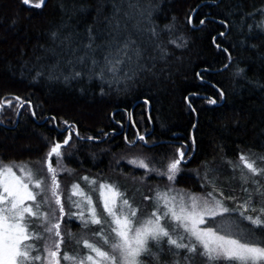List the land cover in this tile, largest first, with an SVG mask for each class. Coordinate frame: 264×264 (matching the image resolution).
I'll return each instance as SVG.
<instances>
[{
    "label": "trees",
    "instance_id": "obj_1",
    "mask_svg": "<svg viewBox=\"0 0 264 264\" xmlns=\"http://www.w3.org/2000/svg\"><path fill=\"white\" fill-rule=\"evenodd\" d=\"M129 2L135 8L129 9ZM122 10L136 16L130 30L139 21L157 35L133 32L144 70L109 84L84 74L65 80L72 69L64 61L74 57L51 35L76 36L88 26L103 27V16L112 11L108 0H45L39 9L22 0H0V163L38 165L49 178L47 154L71 133L61 149L65 170L57 171L62 198L81 177H113L122 189H138L141 196L169 185L206 194L213 181L224 197L242 200L240 172L229 162L238 164L241 155L264 156V0H124ZM140 136L147 144L136 141ZM187 148L186 160L195 148L194 155L180 165L174 182L157 174ZM133 157L149 163L153 172L135 165ZM232 202L224 201L229 208ZM67 221L66 213L62 232L66 227L75 237L82 231L78 220ZM224 223L249 226L236 212L215 218V226ZM192 264L204 263L197 257Z\"/></svg>",
    "mask_w": 264,
    "mask_h": 264
},
{
    "label": "snow or ice",
    "instance_id": "obj_2",
    "mask_svg": "<svg viewBox=\"0 0 264 264\" xmlns=\"http://www.w3.org/2000/svg\"><path fill=\"white\" fill-rule=\"evenodd\" d=\"M108 2L112 11L103 16V27L94 29L88 26L84 34L76 36L51 34L52 39H59L74 57L64 61L72 69L71 77L66 76L65 80L84 74L102 83H119L144 70L145 66L140 63L143 51L133 39V32L139 35L149 31L156 36L155 28H142L137 21L131 24L130 30L134 13L122 10L124 0ZM22 3L39 9L45 0H39L34 5L30 4V0H22ZM102 8L103 2L98 9V17ZM128 8L133 9L135 5L129 2ZM140 15L143 16V13ZM77 52L83 54L76 55ZM98 54L102 58L98 59ZM76 66H80L81 71H76ZM220 95L223 96V93ZM15 99L19 101L20 98ZM209 103L217 101L210 99ZM7 104L11 106L12 101H7ZM20 106L23 107V103ZM3 107L0 104V110ZM71 139L72 134L69 133L63 144L55 143L47 154L50 183H45L39 170L33 172L27 165L0 163V264H62V261L64 264H144L140 259L142 255L152 257L158 264V253L164 250L165 245L173 257L172 264H192L197 257L204 258L207 264H264V156L250 158L241 155L239 164L231 165L229 162L233 171L239 168L240 186L245 194L243 203L233 208L226 207L224 200L235 198L224 197L223 191L218 188L214 187L204 196H197L169 185L151 197H144L152 201L153 210L138 219V208L117 186L99 184L95 189L90 188V191L98 193L97 199L101 203L98 211L92 196L80 184H73L65 198L69 205L67 222L78 220L86 229L91 225L98 226L91 233L92 239L75 238L66 227L63 232L61 230L65 201L61 199L57 169L51 163V157L55 155L59 165L64 155L61 149ZM140 139L144 140V137L140 136ZM184 160L185 153L180 150L178 158L167 165L166 171L157 174L174 182ZM257 161L260 166H257ZM138 166L149 172L154 170L143 159ZM14 168L26 173L27 179L17 175ZM81 179L86 186L97 185L89 177ZM249 183L251 188L247 186ZM72 208L78 211L73 212ZM232 212L238 213L240 221H247L249 226L241 228L237 223L234 227L230 224L219 230L202 227L208 222L206 217L215 222L217 216ZM150 242L155 252L149 247ZM65 243H75L78 248L87 251L82 256L78 251L70 255L63 250L61 254Z\"/></svg>",
    "mask_w": 264,
    "mask_h": 264
},
{
    "label": "rangeland",
    "instance_id": "obj_3",
    "mask_svg": "<svg viewBox=\"0 0 264 264\" xmlns=\"http://www.w3.org/2000/svg\"><path fill=\"white\" fill-rule=\"evenodd\" d=\"M136 16L134 15V18H135ZM81 140H84V139H81ZM130 145H133L132 143H129ZM133 160V163H134V161H135V165H137L138 166V163H139V161H140V158L138 157H133L132 158ZM55 160H57V159H55ZM131 161V162H132ZM57 162V161H56ZM240 163V161H238V164ZM57 164V163H56ZM182 164V163H181ZM9 165H13V164H9ZM14 165H27L28 166V168H30V169H32L33 170V172H36L37 170H39V172H40V176H41V178H43L44 180H45V183H49V180H48V175L47 174H45V172H44V170L40 167V166H38V165H31V164H26V163H21V164H14ZM55 165V164H54ZM237 165V164H236ZM46 166H47V163H46ZM58 167H57V171H62V169H63V167H62V162L61 161H59V165H57ZM137 166H135V167H137ZM150 168H152V169H154L153 168V166L152 167H150ZM63 170H65V169H63ZM238 172H239V168H237L236 169ZM14 171H16V174L17 175H19V176H22L23 178H25V180L27 179V177H26V173H24V172H21L20 170H19V168H14ZM246 171V170H245ZM151 172H153V171H151ZM151 174V173H150ZM152 174H154V173H152ZM198 176V175H197ZM196 176V177H197ZM163 177V176H162ZM165 177V176H164ZM166 178V177H165ZM58 179V178H57ZM93 180H96V179H93ZM64 181L65 180H63L62 179V182H61V184H64ZM97 182V185H87L86 186V182L85 181H83L82 179H81V181L78 183V184H80V186H81V188L82 189H84V191L87 193V194H89V195H91L92 196V199H93V201L94 202H96V207H97V210L99 211V209H100V207H101V203L98 201V199H97V196H98V193L96 192V191H90V188H92V189H95L99 184H112V185H115V186H117L118 187V189L121 191V192H124L125 194H126V196L129 198V200H130V203H132L133 204V206L134 207H137L138 208V212H137V218L139 219V218H141V217H143V216H146L148 213H150L153 209H152V201L149 199V200H145L144 199V197H145V194L143 195V196H141L139 193H138V189H135L134 191H132V192H129V191H127L125 188H121L120 186H122L120 183H119V181L117 180V179H115V178H113V177H103V178H100V180L99 181H96ZM170 182V181H169ZM172 183V182H171ZM204 184L207 186V182H205L204 181ZM206 186H204L203 185V187L204 188H206ZM209 186V188H207L209 191H212L213 190V188L215 187L213 184H209L208 185ZM162 188V187H161ZM216 188V187H215ZM61 189V188H60ZM158 190V189H157ZM179 190H182V189H179ZM178 190V191H179ZM60 191V190H59ZM182 191H184V192H188V193H193V194H196L197 196H204L205 194H197V193H194V192H192V191H188V190H182ZM50 195V194H49ZM146 196H148V197H151V196H153V194H152V191H149V194H147ZM66 198V196H64L63 198L61 197V199L62 200H64L65 201V214L64 215H66V213L68 212V203H67V200L65 199ZM235 199H231L233 202H232V204L234 205V207L236 206V205H238V204H240V203H243V199L244 198H242V200L241 199H239V197H237V196H235L234 197ZM74 199H80V197H74ZM225 201V200H224ZM255 199H253V204H255ZM248 214H250V213H248ZM236 215H238V213H236ZM238 218V217H237ZM206 219H207V223L206 224H204V225H202V227H216L218 230L219 229H221V228H226L228 225H230V223L228 224V223H224V224H220L219 226H215L214 225V222H212L211 220V218H208V217H206ZM75 223H76V225L77 226H79L80 225V222L79 221H75ZM232 225V224H231ZM72 225H70V227H71ZM81 226V225H80ZM98 226H96V225H91L89 228H84L83 226H82V228H81V230L82 231H79L78 232V234H76L75 235V238H80V237H85V238H88V239H92V237H91V233H92V231H94L96 228H97ZM233 227H234V225H233ZM223 234V233H222ZM74 237V236H73ZM149 247H151L152 248V250L155 252L156 251V249L152 246V244H151V242H150V244H149ZM63 250H66L70 255L71 254H73L74 252H79V254L82 256V255H84L85 254V252L87 251L86 249H83V248H78V246L74 243H71V244H67V243H65L64 245H62V253L61 254H63ZM158 255H159V261H158V264H170V262H171V264H172V260H173V257L171 256V254L167 251V246L165 245L164 246V250L163 251H161V252H159L158 253ZM198 258H200L202 261H203V263L204 264H207V262H206V260L204 259V258H202V257H198ZM140 259L144 262V264H157V261L156 260H154L152 257H150V256H147V255H142L141 257H140ZM219 264H223V262H218ZM62 264H64V262L62 261Z\"/></svg>",
    "mask_w": 264,
    "mask_h": 264
},
{
    "label": "water",
    "instance_id": "obj_4",
    "mask_svg": "<svg viewBox=\"0 0 264 264\" xmlns=\"http://www.w3.org/2000/svg\"><path fill=\"white\" fill-rule=\"evenodd\" d=\"M196 11H197V9L192 13V15H191V17H190V24L193 26V24H192V19H193V16L195 15V13H196ZM201 25H203V24H201ZM200 25V26H201ZM195 27V26H194ZM196 28V27H195ZM198 28V27H197ZM230 62H231V57L229 56V62H228V64H227V66L226 67H224L223 69H226L227 67H228V65L230 64ZM219 90V92L221 93L222 91L220 90V89H218ZM223 93V92H222ZM221 98H222V102H224V99H225V96H224V93H223V96H221ZM207 99H214V98H212V97H208ZM216 105L217 104H219L218 102L217 103H215ZM32 111H33V108H32ZM150 108H149V118H150ZM20 112H21V109L18 111V118H19V115H20ZM140 140V138H138L136 141H139ZM135 141V142H136ZM135 142L133 143V144H135ZM143 142L145 143V144H147V139L144 137V140H143ZM157 145V144H156ZM156 145H154V146H156ZM153 146V145H152ZM189 152V149L187 148V150H186V152H185V156L187 155V153ZM194 152H195V148H194V151H193V153H192V156L191 157H193V155H194ZM183 162V161H182Z\"/></svg>",
    "mask_w": 264,
    "mask_h": 264
},
{
    "label": "bare ground",
    "instance_id": "obj_5",
    "mask_svg": "<svg viewBox=\"0 0 264 264\" xmlns=\"http://www.w3.org/2000/svg\"><path fill=\"white\" fill-rule=\"evenodd\" d=\"M21 108H22V107H21ZM21 108H20V109H21ZM149 108H150V110H151V106H150V104H148V116H149ZM20 109H19V110H20ZM0 111H1V110H0ZM185 157H186V156H185ZM191 158H192V157L188 158L187 160L185 159L182 163H183V164H187V163L191 160Z\"/></svg>",
    "mask_w": 264,
    "mask_h": 264
},
{
    "label": "flooded vegetation",
    "instance_id": "obj_6",
    "mask_svg": "<svg viewBox=\"0 0 264 264\" xmlns=\"http://www.w3.org/2000/svg\"><path fill=\"white\" fill-rule=\"evenodd\" d=\"M189 153H190V152L187 153L186 157L188 156ZM186 157H185V159H186Z\"/></svg>",
    "mask_w": 264,
    "mask_h": 264
}]
</instances>
